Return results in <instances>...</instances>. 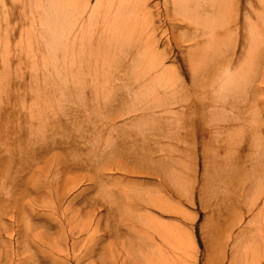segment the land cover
<instances>
[{
	"label": "bare ground",
	"instance_id": "6f19581e",
	"mask_svg": "<svg viewBox=\"0 0 264 264\" xmlns=\"http://www.w3.org/2000/svg\"><path fill=\"white\" fill-rule=\"evenodd\" d=\"M99 1L101 3L97 9L104 5L103 10L107 13L99 19L100 28H92L95 13L81 16L87 10L80 15H73L70 23L50 29L45 27V20L40 18V27L37 22L32 25L34 30L26 34L25 54L23 50L17 52H22L14 60L17 66L13 67L10 64L12 62L0 66V219L8 217L9 220V224L2 227L6 234L4 239L10 240L16 232L17 242L11 257L5 256L0 264H13V259L26 251L22 249L21 241L25 233L30 228L38 230V227L35 229L31 226V220L36 219L38 222V63H27L37 60L34 54L30 55L32 49L28 43L30 40L38 43V39L40 46L48 50V56L42 60L48 66L50 64L46 59L52 60L57 76L54 78L49 73L48 86L43 93L53 95L59 92L57 94L65 95L67 83L64 84L61 79L63 75L69 76L73 93L84 95L86 92L91 95V102L97 104L99 119L93 129L96 134L103 132V128L116 129L111 115L119 119L130 113L132 115L123 120L158 133H154L152 139L156 138L159 143L163 142L162 139H168L171 131L174 132L172 138L176 143L168 148L169 154L163 150L165 146L157 148L158 154L146 150L144 143L147 144L151 136L144 131L141 149L130 138H125L130 143L128 146H131L132 153L126 156L130 161L122 163L121 156H116V159L109 158L103 163L104 170H122L127 176L151 178L150 182L133 180L132 187H144L155 182L159 185V194L146 192L139 199L146 207L149 206L147 209L172 213V209L165 205V194H173V186L177 192L185 191L187 187L194 193V185L186 186L183 172L173 167V156L183 155L194 159V174L199 171L204 178L200 187L198 184L203 198L209 194L210 187H207L210 185H217V189L226 196L237 194L239 190L252 192L245 210L251 216L248 224L260 223L259 230L261 235L264 234V8L259 7L254 10V15H248L244 7V14L237 15L243 8L242 0H237V5L233 4L234 0H171L160 15H165V20L171 24L168 27L172 34L178 31L181 61L185 70L182 88L178 90L169 85L175 77V69L165 64L167 58L157 50L159 43L153 32L159 26L151 18L155 6H149V0H118L114 9L112 5L115 0ZM251 2L245 0L244 5ZM60 10L65 11V5L60 4ZM235 10L237 13H234ZM66 18L60 15L58 21L63 22ZM58 50L63 51V54L57 57L55 53ZM60 58L68 62L56 64L55 59ZM42 74L46 76L47 72ZM155 86H160V90ZM119 89L121 93H118ZM140 92L145 93L146 105L137 97ZM116 94L130 96L133 101L130 108L126 106L127 113L121 112L119 108L112 111L114 101L110 98ZM108 95H111L110 98ZM57 108V113L67 114L65 111L60 112V105ZM105 112H108L109 118ZM75 123L78 124V121ZM99 128L101 130L97 133ZM93 138L99 136L90 133L81 142H85L87 151L88 148L92 149L90 161H86V164H89L87 166L91 172H97V162L103 159L97 160L98 156L93 158L96 153L92 151L98 147L89 142ZM108 152L103 151L104 154ZM57 168L53 173L56 183L60 177ZM49 171L46 170V173ZM90 174L93 179V174ZM110 174L100 172L99 186ZM244 179L249 181L241 183L240 180ZM59 186L54 189L56 199L53 202L49 199L53 210L61 201L58 200V194L63 186ZM64 195H61V199ZM210 198L215 209L220 210V206L224 205V197L219 199L213 192ZM176 212H179L178 207ZM145 218L152 223L155 237L158 238L153 242L154 253H146V257L140 253L142 262L135 259L134 264H186L184 246L187 237H183V233L178 234L180 228L167 227L150 215ZM240 222L241 216L236 214L229 225ZM21 223L23 232L19 227ZM78 227V235L73 236L71 241L57 239L58 242L39 245L38 242H31L29 248L41 255L44 262L49 261L51 264H57L58 256H68L71 250L74 264H81L90 248L87 249L79 236L86 235L84 237L88 238L91 233L86 224ZM211 231L217 248L214 264H224L227 244L218 243L222 238V230L213 225ZM231 235L230 232L228 237ZM169 246L172 248L170 253L167 250ZM257 248L252 247L249 260L242 264H264V253L260 254ZM109 250L112 253V249ZM235 263L232 253L230 264Z\"/></svg>",
	"mask_w": 264,
	"mask_h": 264
},
{
	"label": "rangeland",
	"instance_id": "374dc122",
	"mask_svg": "<svg viewBox=\"0 0 264 264\" xmlns=\"http://www.w3.org/2000/svg\"><path fill=\"white\" fill-rule=\"evenodd\" d=\"M117 1L115 0L113 2L112 7L114 9L116 8ZM170 1L149 0V6H155L152 9L154 15H151V18H153L154 24L159 26L153 32L155 39L159 43L157 50L159 53L163 52V56L167 58L165 59V64L176 71L175 77H173L169 85H173L170 87L179 90L183 85L182 81L185 70L181 61L178 31L172 34L170 27H168L171 24L165 20V15H160V13L165 12V7ZM234 1L233 4L237 5V0ZM244 2L245 0H242L243 8L237 15H243L245 10L247 13L249 12L248 15H254L253 12L255 9H259V7L261 9L264 8V5H262L264 1L252 0L251 4L246 5H244ZM100 3L101 1L99 0H0V66L2 64H9L10 62H12L10 64L13 67L17 66L18 63L14 60H16L20 53L22 54V52H17L23 50V54H25V47H27L25 39L28 38L26 34L34 30L32 25L38 22L39 26L40 18L45 20V27L50 29L63 26L66 22L70 23L73 20V15H80L83 11L87 10L88 12H84L86 14L81 16H87L90 12L95 13L93 15L95 23L92 28H100L101 24L99 23V19L101 15L107 14L103 10L104 5L97 9ZM60 4L62 6L65 5V11L60 10ZM244 7L245 10H243ZM234 13H237V11L235 10ZM60 15L67 16L66 20L59 22ZM40 29L37 30L38 34ZM35 31L32 32L34 35L36 34ZM28 46H31L30 49H32L29 51L30 55L34 54L37 60L36 62L31 61L27 63H38V222L36 219L31 220L33 221L31 226L35 229L38 227V230L33 231L30 228V231L25 233V236H28L26 238L24 236V239L21 241L23 244L22 249L26 251H22L20 256L15 257L12 261L13 264H51L49 261L44 262L41 255L37 254L34 249L29 248V244L31 242H38V245L44 242H58L59 240L57 239L71 241L73 236L78 235V225L80 226L81 224H86L91 233L88 238L84 237L86 235L79 236L85 246L87 245V249L88 247L90 248V250L88 249L89 253L86 254V259L83 258L81 264H134L133 261L135 259L140 263L142 262L139 256L140 253L144 257L148 256L147 254L151 255L154 253L153 242H156L158 238V236L155 237L152 223L145 218L147 215L167 225V227L180 228L178 234L181 235L183 233V237H187V242L184 246L186 249V264H214L217 248L211 236L213 233L211 226L213 225H217L218 229L222 230V238L218 243H222V245L227 244L224 264H230L232 253L233 260H236L235 264H242L245 260H249L253 246L258 247L257 249L260 250V254L264 253V234L261 235L259 230L261 225L258 222L248 224L251 216L245 213L247 209L246 205L252 197V194H250L252 192L246 193L239 190L237 194L226 196L227 194L217 189V185H210L207 187H210V195L205 194L203 198L198 190V184L200 187L204 178L200 175L199 171L197 174H194L192 165L194 159L191 157H186L182 154V157H180L175 154L172 161H175L173 167L183 172L186 186L194 185V193L190 192L187 187L185 191L177 192L175 186L172 185V191L174 189L173 194L170 195L169 193L165 194L161 192V194H165V205L172 209V213H160L154 209H147L149 206L146 207L139 199L144 197L146 192H160L159 185L155 182L144 187H132L131 183L133 180L141 183V181L150 182L151 178L127 176L122 170L120 172L111 171L110 168L104 170L103 163L109 158L116 159V156H121L120 160H122V163L130 161L126 156L132 153L130 152L131 146H128L130 143L125 138H130L135 142V146L141 149L140 143H144L142 141L144 131L150 133L151 136V140L147 144L144 143L146 150L149 149V152L156 151L158 154L157 148L159 146H165L163 150L169 154L168 148L176 143V140L172 138L174 137V132H170L169 140L167 138L162 139L163 142L159 143L156 141V138L154 140L152 139L156 132H151L148 128L143 129L141 126L138 128L135 126V122L128 123V120H123L127 116H131L132 114L130 113V115L125 114L121 118L119 117V119L111 115L114 119V127L116 129L106 130V128H103V132L101 131V133L96 134L93 129L97 125L96 121L99 119L97 118L98 110L96 112L97 104L93 101L91 102V95L86 92L84 95L73 93V87H71L72 79L69 76L63 75L61 79L63 83L68 84H66L65 95L57 94L59 93L57 92L53 95L46 94L48 96L46 97L45 93H43L44 89L48 86L49 73L51 75L53 74L54 78L57 77L54 73L56 71L53 69L54 64H62L64 60L61 58L58 60L55 59L54 66H52V60L46 59L51 65L48 66L46 61L44 63L42 60L43 57L48 56V50L40 46L39 39L38 43H33L30 40ZM55 54L58 57L59 54H63V51L58 50ZM66 62L68 60H65L63 63ZM44 72H47L46 76H42ZM174 78L176 83L174 82ZM159 87L155 86L157 90H160ZM117 91L121 93L120 89ZM108 96L110 98L111 95ZM137 97L145 105L147 104L144 99L145 93L140 92ZM110 99L114 101L112 103L113 108L110 106V110L112 108V111L119 108L121 112L127 113L125 110L126 106L130 108L133 104L130 96L123 95L122 97L116 94L111 96ZM58 105H60V112L65 111L67 113L66 115L56 112ZM105 114L108 116V112H105ZM72 121L74 122L72 123ZM77 121L78 124L75 123ZM76 124L77 126H75ZM99 130L101 129H97L96 132L98 133ZM90 133L94 136H99V138H93L89 141L94 143V145H98L96 150L92 151L96 153L93 158L98 156L96 158L97 160L103 159L102 162H97V172H91L89 166H87L89 164H86V161L90 159L92 149L90 150L88 148L87 151L85 149V142H81L83 137L87 139ZM178 145L180 144L178 143ZM48 148L50 149L49 151ZM116 148L119 150H116ZM137 148L134 149L137 150ZM103 151H109L108 153L110 154H104ZM199 162H201L200 158ZM51 165L53 167L49 168ZM64 167L67 168L64 169ZM56 168L59 170L58 176H60L57 183L55 181V175L53 174ZM49 169L50 171L46 173V170ZM100 172H104L107 175L111 173V176L104 179V182L99 186ZM90 173L93 174L94 180L90 178ZM243 181L247 182L249 180H240L241 183ZM227 185H229L228 179ZM57 186H63L58 194V200L61 201L60 204H57L56 209L53 210L51 203L56 199L54 189ZM125 192L130 197L124 194ZM213 192L217 194L219 199L224 197V205L220 204V210L215 209V204L210 200ZM63 194H65V197L61 199V195ZM50 198L52 202H49ZM68 200L69 202H67ZM230 201H232V204ZM176 207L179 208L180 213L176 212ZM236 214L241 216L242 223L240 222V225H229L232 216L234 215L235 217ZM23 221L26 222L27 219H23ZM6 224H9L8 217L0 219V263L4 260L5 256L9 255L11 257L10 255L17 248L16 232L13 233L15 236H12L10 240L4 239L6 234L3 232L2 227ZM22 225L23 223L19 227L23 232ZM37 231L38 235L36 234ZM230 232L232 235L229 238L228 234ZM109 249H112V253ZM167 250H169V253L172 252L170 246ZM57 260V264L75 263L71 250L68 256H58Z\"/></svg>",
	"mask_w": 264,
	"mask_h": 264
}]
</instances>
